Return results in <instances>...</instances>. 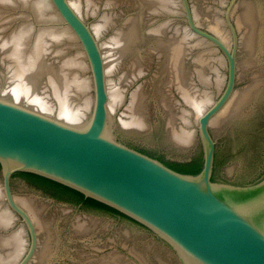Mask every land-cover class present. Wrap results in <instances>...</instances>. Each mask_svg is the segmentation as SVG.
Instances as JSON below:
<instances>
[{
	"label": "water",
	"instance_id": "95a60500",
	"mask_svg": "<svg viewBox=\"0 0 264 264\" xmlns=\"http://www.w3.org/2000/svg\"><path fill=\"white\" fill-rule=\"evenodd\" d=\"M0 164L264 232V0H0Z\"/></svg>",
	"mask_w": 264,
	"mask_h": 264
},
{
	"label": "trees",
	"instance_id": "16d2710c",
	"mask_svg": "<svg viewBox=\"0 0 264 264\" xmlns=\"http://www.w3.org/2000/svg\"><path fill=\"white\" fill-rule=\"evenodd\" d=\"M218 155L216 152L215 156V166H214V173H213V181H217V168H218ZM170 168L182 173V174H189V175H198L201 173L204 167V157L203 152L199 153L198 155L194 156L191 161L188 162H174V163H165ZM0 170H1V164H0ZM27 173V172H24ZM33 174V173H31ZM264 179V176L259 177V179L251 182L250 184L257 183Z\"/></svg>",
	"mask_w": 264,
	"mask_h": 264
},
{
	"label": "flooded vegetation",
	"instance_id": "af4514ba",
	"mask_svg": "<svg viewBox=\"0 0 264 264\" xmlns=\"http://www.w3.org/2000/svg\"><path fill=\"white\" fill-rule=\"evenodd\" d=\"M139 150V149H138ZM139 151H141V152H143L142 150H139ZM217 152V151H216ZM145 153V152H144ZM147 154V153H146ZM149 155V154H148ZM153 157V156H152ZM178 162H180V161H178ZM183 162V161H182ZM229 182H232V183H236V182H233V181H230L229 180Z\"/></svg>",
	"mask_w": 264,
	"mask_h": 264
}]
</instances>
